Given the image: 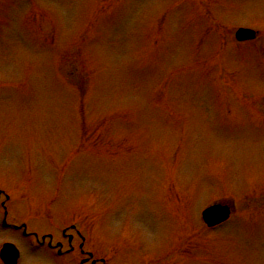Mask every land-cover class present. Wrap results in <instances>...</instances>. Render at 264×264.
<instances>
[{"label":"rangeland","instance_id":"rangeland-1","mask_svg":"<svg viewBox=\"0 0 264 264\" xmlns=\"http://www.w3.org/2000/svg\"><path fill=\"white\" fill-rule=\"evenodd\" d=\"M0 190L121 264H264V0H0Z\"/></svg>","mask_w":264,"mask_h":264},{"label":"flooded vegetation","instance_id":"flooded-vegetation-1","mask_svg":"<svg viewBox=\"0 0 264 264\" xmlns=\"http://www.w3.org/2000/svg\"><path fill=\"white\" fill-rule=\"evenodd\" d=\"M65 261V264H112L108 257H98L94 243L79 232H64L60 237H46L43 245Z\"/></svg>","mask_w":264,"mask_h":264},{"label":"water","instance_id":"water-1","mask_svg":"<svg viewBox=\"0 0 264 264\" xmlns=\"http://www.w3.org/2000/svg\"><path fill=\"white\" fill-rule=\"evenodd\" d=\"M255 37V32L252 31H240L237 34V38L239 40H247V39H253ZM229 217V211L221 209V208H216V209H211L204 214V218L206 222L208 223L209 226H215L218 225L222 222H224L227 218ZM11 248L9 246H6L5 250L2 252V259L8 263L11 261Z\"/></svg>","mask_w":264,"mask_h":264}]
</instances>
